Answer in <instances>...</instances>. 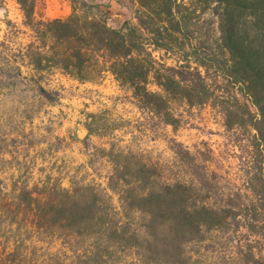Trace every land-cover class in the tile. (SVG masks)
I'll list each match as a JSON object with an SVG mask.
<instances>
[{"label":"trees","instance_id":"obj_1","mask_svg":"<svg viewBox=\"0 0 264 264\" xmlns=\"http://www.w3.org/2000/svg\"><path fill=\"white\" fill-rule=\"evenodd\" d=\"M17 1L34 39L20 50L21 60L7 54L0 87L25 79L38 97L53 101L41 82L44 71L57 67L84 82L110 71L140 106L174 127L170 95L220 105L230 129L251 133L253 150L248 198L225 204L210 202L195 173L169 177L159 162L115 145L101 152L112 161L108 188L118 203L95 183L66 186L61 178L0 188V264H45L53 257L57 264H192L195 244L221 253L220 233L246 236L231 246L225 264H264V0H131L137 23L115 19L102 0H71V15L52 19L37 17L40 0ZM208 13L216 18V37L202 31ZM151 45L178 51L179 64L160 62ZM24 66L33 73L26 75ZM152 78L161 91L149 87ZM221 81L237 93L212 89ZM88 130L94 131L90 124Z\"/></svg>","mask_w":264,"mask_h":264},{"label":"rangeland","instance_id":"obj_2","mask_svg":"<svg viewBox=\"0 0 264 264\" xmlns=\"http://www.w3.org/2000/svg\"><path fill=\"white\" fill-rule=\"evenodd\" d=\"M102 1L111 5L109 11L115 19L137 23V5L133 1ZM72 12L71 0H40L36 9L38 18H66ZM205 18L202 31L211 30L213 36H218L212 30L217 27L216 18L211 13ZM33 39L34 32L25 24L18 1L0 0V69L6 67L7 54L21 60L20 50ZM151 48L160 62L179 64L178 51L167 53L153 45ZM23 70L26 75L33 73L31 67L24 66ZM211 72L216 73L213 68ZM40 76L43 85L53 92V101L38 97L34 84L25 79L17 86L0 87V188L13 189L28 178L51 177L61 178L66 186L84 181L109 190L112 161L101 149L115 145L159 162L169 177L195 173V184L212 204L248 198L245 173L253 150L251 133L246 127L230 129L220 105L192 104L170 95L169 107L179 120L174 127L157 113L140 106L132 88L118 81L110 71L85 82L57 67ZM211 85L220 94L237 93L227 81ZM149 87L161 91L153 78ZM238 95L257 112L247 97ZM89 124L94 130L92 134ZM113 197L118 203V196ZM245 238L242 233H220L216 243L221 250L219 254L208 251L207 243L195 244L192 264L230 262L231 246ZM46 260L45 264H57L58 259Z\"/></svg>","mask_w":264,"mask_h":264}]
</instances>
